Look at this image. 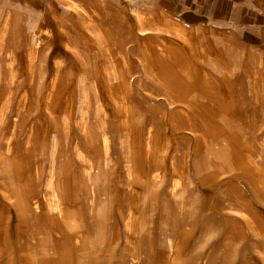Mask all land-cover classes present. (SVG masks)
Here are the masks:
<instances>
[{"label":"rangeland","instance_id":"374dc122","mask_svg":"<svg viewBox=\"0 0 264 264\" xmlns=\"http://www.w3.org/2000/svg\"><path fill=\"white\" fill-rule=\"evenodd\" d=\"M169 43L162 40L157 47L151 43L160 56L149 53L139 59L143 72L128 74V87L134 89L128 90L127 105L97 106L90 92L89 102L65 116L63 106L40 105L46 91L27 89L19 59L16 73L7 74L3 68L9 64L0 58V209L11 206L13 218L16 210L24 211L19 194L32 186L18 183L41 178L43 186L33 187L40 188L41 195L31 196V203L32 208L36 203L37 209L47 211L36 221L32 217V226L17 234L0 228V264L10 251L8 238L17 239L12 244L19 248L11 250L17 264L24 263V245L43 241L78 247V264H264V112L243 104L249 101L242 81L248 67L232 68L225 53L222 98L216 99V75L209 72L208 122L200 121L205 107L198 105L197 82L182 85L181 92L182 98L196 96L192 102L196 105L171 100ZM235 49L224 42L230 57ZM183 57L176 63L189 65ZM234 57L244 60L242 55ZM180 70L176 75L188 78L185 69ZM208 70L215 71L212 66ZM8 100L9 110L3 107ZM217 100L223 105H216ZM218 112L224 122H213ZM247 115L256 120L245 121ZM11 116L15 121L8 122ZM82 118L91 139L82 138L76 129L75 119ZM10 126L16 128L10 142L17 153L7 152L3 138ZM24 133H31L29 138L41 142V148L30 146L35 152L18 153L24 149ZM77 144L88 153L76 150ZM232 146L251 152L257 163L251 174L256 201L246 202L244 211L239 201H232L233 170L227 168L223 153ZM24 157L28 163L23 166ZM10 159L17 160L16 168L8 166ZM40 221L46 232H36ZM30 228L35 233H27ZM238 228L241 232L233 234Z\"/></svg>","mask_w":264,"mask_h":264},{"label":"crops","instance_id":"0c3cea01","mask_svg":"<svg viewBox=\"0 0 264 264\" xmlns=\"http://www.w3.org/2000/svg\"><path fill=\"white\" fill-rule=\"evenodd\" d=\"M144 29L156 31L145 33ZM165 30L168 33L161 32ZM162 40L170 42L168 47L171 46L172 102L196 105V102L192 103L196 96L182 98L181 92L182 85L185 87L197 82L194 87L199 91L198 105L205 107L200 121L208 122L206 106L209 105L208 90L211 87L208 86L207 74L214 72L216 75L215 97L222 98L226 53V58L231 60L226 59V62L232 64V68L248 67L242 81L249 101L243 104L257 107V112H264V0H0V58L3 57L9 64L4 66V73L15 74L16 59H19L22 68L19 72L28 82L27 89L46 91L44 97L39 98L43 100L40 105L63 106V116L77 105L78 108L74 109L78 112L81 104L90 101V92L91 100L97 106L127 105L128 90L134 89L128 87V74L143 72L145 66L139 59L147 58L149 53L159 57L160 50L151 43L154 42L157 47ZM225 41L236 48L232 57L224 50ZM149 46L150 51L147 50ZM235 55H242L244 60H234ZM182 57L189 65H181L183 61L176 63V58L182 60ZM208 66L215 71H209ZM181 68L185 69L188 78L176 75L181 73ZM87 83L88 89L85 90ZM80 90L83 91L79 101L77 95ZM215 104L223 105L218 100ZM4 106L9 110L11 101H6ZM64 119L63 126H67ZM214 119L213 122H224L223 113H216ZM251 119L256 120V117H245V121ZM84 120L82 118L79 122L75 119L74 124L82 133V138L91 139ZM11 121H15L13 116L9 117L8 122ZM87 122L90 120L87 119ZM252 128L256 129V126ZM15 131V126H10L3 134L8 153H17L10 142L16 137ZM29 136H32L31 133L23 134L26 137L24 149L18 153H33L32 148H41V142ZM76 150L87 152L82 144H77ZM223 153L227 168L233 170L229 177L234 187L232 194L236 198L232 201H239L244 211L246 202L256 201V185L251 177L257 170L256 159L249 156L251 152L241 151L240 147L232 146ZM16 162V159H10L8 166L16 168ZM26 163L28 161L24 157L23 166ZM42 181L41 178H25L18 183L32 186L19 194L24 200L19 207H23L24 211L16 210L13 218L11 206L7 210L1 208L0 228H12L13 234H17L19 229L32 226V217L33 221L43 217L47 211L42 207L37 209L36 203L32 208L31 203V196L41 195L40 188L33 187H42ZM56 191L52 189V193ZM39 224L41 229H36V232H46L43 223L40 221ZM239 232V228L232 231L233 234ZM27 233L35 232L30 228ZM16 240L8 238L6 249L10 251L3 264H17L15 254L11 252L19 248L12 244V241L18 243ZM2 248L5 246L2 245ZM25 248L27 253L24 250L21 258L23 264L34 260L39 264H76V259L78 264V247L73 248L70 244L54 242L47 245L43 241L34 246L24 245Z\"/></svg>","mask_w":264,"mask_h":264}]
</instances>
